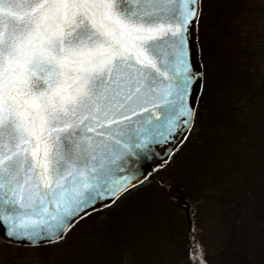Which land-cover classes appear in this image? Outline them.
I'll return each mask as SVG.
<instances>
[{"label": "snow or ice", "instance_id": "snow-or-ice-1", "mask_svg": "<svg viewBox=\"0 0 264 264\" xmlns=\"http://www.w3.org/2000/svg\"><path fill=\"white\" fill-rule=\"evenodd\" d=\"M208 3L0 0L5 243L66 242L77 226L107 220L102 209L115 211L147 165L172 167L212 136ZM189 236L190 264H207L194 225Z\"/></svg>", "mask_w": 264, "mask_h": 264}, {"label": "trees", "instance_id": "trees-1", "mask_svg": "<svg viewBox=\"0 0 264 264\" xmlns=\"http://www.w3.org/2000/svg\"><path fill=\"white\" fill-rule=\"evenodd\" d=\"M252 1L209 0L205 8L206 39L217 70L216 87L210 98L213 134L204 140L203 146H190V152L183 156L185 164L189 161L188 173L196 171L195 184L200 189H180L186 203L177 204L176 192L168 196L161 189L158 178L164 168L157 166V173L151 174L130 191L131 194L127 193V199L123 196V203L115 211L102 209L107 220L97 218L85 230V239L81 241L85 248L81 249L83 256L77 257V263L159 264L152 244L160 237H157L158 232L164 230L161 224L166 221L163 209L153 220L148 221V218L159 205L166 203L182 211L177 213L181 220L190 221L191 216L198 220L202 214L225 220L226 232L241 241L238 244L243 243L248 257L235 256L230 246L220 264H264V77L259 69L264 63V48L252 46L243 54L244 60H237V63L232 54L233 45H229L230 34L241 35L242 18L252 19ZM230 14L231 17L238 15L237 26L228 21ZM225 37L230 57L224 63L221 41ZM249 62H256L257 66L250 67ZM210 202L218 206L208 207ZM100 224L106 225L103 233L98 231ZM97 237L104 241L103 245L96 244ZM125 239L135 251L124 246ZM144 240L146 247L140 248ZM62 243L38 247L53 248ZM169 264L174 263L170 261Z\"/></svg>", "mask_w": 264, "mask_h": 264}, {"label": "rangeland", "instance_id": "rangeland-1", "mask_svg": "<svg viewBox=\"0 0 264 264\" xmlns=\"http://www.w3.org/2000/svg\"><path fill=\"white\" fill-rule=\"evenodd\" d=\"M249 1L253 2L252 0ZM252 16V19L245 16L242 18L241 35L233 36L230 34L231 38L229 39V45H233L232 54L236 58L235 61L237 63V60H244L243 54H246L252 46L264 48V0H254ZM227 19L229 22L231 21L232 26L233 24L237 26L239 22L238 15L235 17L233 15V17H231L230 14ZM248 24H250V26ZM247 28L250 29L248 30ZM227 42V37L221 41L223 48L222 60L224 63L226 62L225 59L228 60L230 57L229 45H227ZM246 60L248 61V59ZM251 60L252 59H250V61ZM249 66L256 67L257 64L256 62H249ZM259 66L261 67L259 68L260 73L264 77V63ZM189 152L190 146L186 149L185 156ZM181 158L172 167L164 165V169L159 172L160 178L158 179L161 182V189H164V192L168 196L175 194L174 192H176L177 189H192L194 191L200 189L195 184L197 180V178H195L196 171H190L188 173L187 164L189 161L185 164L183 162L184 157ZM195 158L196 157H194L193 160ZM185 170L187 173H185ZM165 204L166 203L159 205L160 208H156L148 218V221L153 220L163 209L162 214L165 216L166 221L161 224L164 226V230L158 232L159 234L157 237H160L154 239L152 244V251L155 252L159 264H169L170 261H173L174 264H190L188 259V247L190 244L189 232L193 225L196 229V237L206 253L207 264H220L221 259L225 257L224 254H226L230 246L235 256L241 258L247 256L243 243L238 244V242L241 241H236L235 237H231V234L226 232L225 220L220 221L219 218H213L205 214L200 215L198 220H195L193 216H191L192 219H190V221L181 220L182 218H179L177 214L181 210L176 209L174 205L170 206L169 204ZM217 206V203L210 202L208 207L215 208ZM210 210L209 208V211ZM93 222L95 221H90L83 226H77L72 234L66 237V242H63L60 246H54L53 248H32L10 245L5 243L2 235H0V264H79L77 263V257L80 258L83 256L81 249L85 248L81 241L85 239L83 238L85 230L91 226ZM129 243L131 242L128 240L125 241L124 246L127 248H134ZM145 247L146 243L144 240L142 244L140 242V248ZM229 254L228 250L227 255ZM86 263L91 264V262Z\"/></svg>", "mask_w": 264, "mask_h": 264}, {"label": "water", "instance_id": "water-1", "mask_svg": "<svg viewBox=\"0 0 264 264\" xmlns=\"http://www.w3.org/2000/svg\"><path fill=\"white\" fill-rule=\"evenodd\" d=\"M157 150H158L159 155H160L161 158L167 156V152L164 151V149L158 147ZM159 163H160L159 160H157L156 164H151V163H150L149 165H147L146 170H147V171H148V170H152V171H154L155 166L158 165ZM131 190H132V189H131ZM131 190H130V191H131ZM125 194H127V192L124 193V195H125ZM124 195H123V196H124ZM121 197H122V196H121ZM57 242H58V241H57ZM54 243H55V242H54ZM21 245H22V246H26V245L28 246L27 242H24V243H22ZM31 247H37V246H31Z\"/></svg>", "mask_w": 264, "mask_h": 264}, {"label": "flooded vegetation", "instance_id": "flooded-vegetation-1", "mask_svg": "<svg viewBox=\"0 0 264 264\" xmlns=\"http://www.w3.org/2000/svg\"><path fill=\"white\" fill-rule=\"evenodd\" d=\"M149 172H150V174L147 176V179H148V177H149L151 174H156V173H157V169L155 168L154 171L149 170ZM145 180H146V179H145ZM145 180H143L142 183H143ZM142 183H141V184H142Z\"/></svg>", "mask_w": 264, "mask_h": 264}]
</instances>
